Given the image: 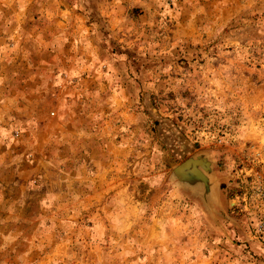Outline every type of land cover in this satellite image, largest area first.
<instances>
[{
  "label": "rangeland",
  "instance_id": "374dc122",
  "mask_svg": "<svg viewBox=\"0 0 264 264\" xmlns=\"http://www.w3.org/2000/svg\"><path fill=\"white\" fill-rule=\"evenodd\" d=\"M263 173L264 0H0V264H264Z\"/></svg>",
  "mask_w": 264,
  "mask_h": 264
},
{
  "label": "built area",
  "instance_id": "2783aa9c",
  "mask_svg": "<svg viewBox=\"0 0 264 264\" xmlns=\"http://www.w3.org/2000/svg\"><path fill=\"white\" fill-rule=\"evenodd\" d=\"M253 187H256L255 194L257 197H255V200H264V173L263 175H259L257 178V181L253 184ZM257 232L259 235H264V212L259 215L258 223L256 226Z\"/></svg>",
  "mask_w": 264,
  "mask_h": 264
},
{
  "label": "bare ground",
  "instance_id": "6f19581e",
  "mask_svg": "<svg viewBox=\"0 0 264 264\" xmlns=\"http://www.w3.org/2000/svg\"><path fill=\"white\" fill-rule=\"evenodd\" d=\"M197 163L198 165L196 166V170H195V167H191V168H188L190 169L191 173L198 179L206 182L208 184V177L206 176L205 172L203 170L200 169L203 168L204 170H209L208 168V163L204 160H202L200 157H198L197 159ZM201 163L203 164V166L201 165ZM200 166V167H199ZM187 170V169H186ZM180 172V171H179ZM184 171H181L180 173H182Z\"/></svg>",
  "mask_w": 264,
  "mask_h": 264
},
{
  "label": "water",
  "instance_id": "95a60500",
  "mask_svg": "<svg viewBox=\"0 0 264 264\" xmlns=\"http://www.w3.org/2000/svg\"><path fill=\"white\" fill-rule=\"evenodd\" d=\"M198 158H195V159H189V160H187L183 165H181V166H178L177 168H176V172L177 173H180L181 171H184V170H186V169H188V168H191V167H195V170H196V166L198 165V163H197V160ZM201 165L203 166V164L201 163ZM180 171V172H179ZM197 171V170H196Z\"/></svg>",
  "mask_w": 264,
  "mask_h": 264
}]
</instances>
